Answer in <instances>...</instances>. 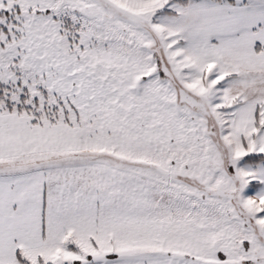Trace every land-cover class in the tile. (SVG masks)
Segmentation results:
<instances>
[{
  "label": "snow or ice",
  "instance_id": "obj_1",
  "mask_svg": "<svg viewBox=\"0 0 264 264\" xmlns=\"http://www.w3.org/2000/svg\"><path fill=\"white\" fill-rule=\"evenodd\" d=\"M0 264H264V0H0Z\"/></svg>",
  "mask_w": 264,
  "mask_h": 264
}]
</instances>
